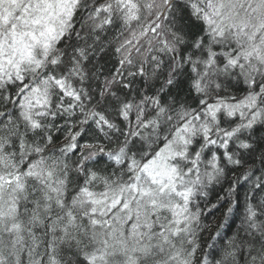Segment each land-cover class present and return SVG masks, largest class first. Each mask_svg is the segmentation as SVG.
Instances as JSON below:
<instances>
[{
    "label": "clouds",
    "instance_id": "1",
    "mask_svg": "<svg viewBox=\"0 0 264 264\" xmlns=\"http://www.w3.org/2000/svg\"><path fill=\"white\" fill-rule=\"evenodd\" d=\"M0 264H264V0H0Z\"/></svg>",
    "mask_w": 264,
    "mask_h": 264
}]
</instances>
